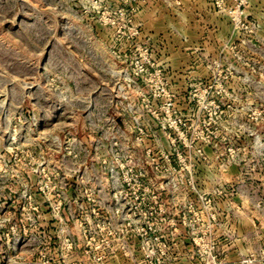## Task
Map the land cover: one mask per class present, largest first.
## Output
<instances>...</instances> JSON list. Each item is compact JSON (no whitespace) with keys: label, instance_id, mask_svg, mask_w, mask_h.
<instances>
[{"label":"rangeland","instance_id":"374dc122","mask_svg":"<svg viewBox=\"0 0 264 264\" xmlns=\"http://www.w3.org/2000/svg\"><path fill=\"white\" fill-rule=\"evenodd\" d=\"M0 264H264V0H0Z\"/></svg>","mask_w":264,"mask_h":264}]
</instances>
